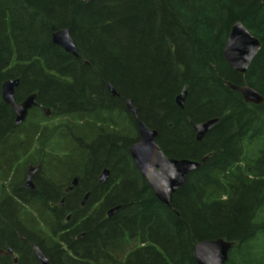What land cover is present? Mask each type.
Returning a JSON list of instances; mask_svg holds the SVG:
<instances>
[{
    "label": "trees",
    "instance_id": "obj_1",
    "mask_svg": "<svg viewBox=\"0 0 264 264\" xmlns=\"http://www.w3.org/2000/svg\"><path fill=\"white\" fill-rule=\"evenodd\" d=\"M238 21L262 43L245 76L224 57ZM65 28L79 57L52 42ZM16 78L17 101L35 93L51 118L36 108L16 124L1 97ZM227 82L264 96L260 0H0V249L18 259L0 264H40L35 246L52 264H198L194 246L218 238L233 242L225 264H264V103ZM126 98L168 157H207L172 206L130 154L140 135ZM215 118L199 141L193 124ZM31 165L41 166L35 190L23 187ZM68 214L85 233L73 243Z\"/></svg>",
    "mask_w": 264,
    "mask_h": 264
},
{
    "label": "water",
    "instance_id": "obj_2",
    "mask_svg": "<svg viewBox=\"0 0 264 264\" xmlns=\"http://www.w3.org/2000/svg\"><path fill=\"white\" fill-rule=\"evenodd\" d=\"M52 42L60 46L66 52L79 57V52L71 36L70 29H60L52 34ZM262 47L260 40L254 36L242 22H237L231 29L224 49V57L229 66L236 72L246 75L254 58ZM20 79L6 80L1 87L2 100L11 105L16 116V124L23 123L29 111L37 105V95L31 94L22 101H17V90L20 86ZM227 85L238 91L245 101L254 104L264 103V96L256 89L247 84L236 85L227 82ZM108 87L114 96L118 95L117 90L112 84ZM188 95V87H184L182 92L177 96L176 102L184 108L185 100ZM128 110L136 119L140 141L130 146V154L142 176L148 182L149 186L155 193V196L167 206H172L173 195L186 182L190 173L197 170L207 160V157L201 161L191 159H176L165 155L162 148L158 145L156 138L157 130L149 128L146 123L140 120L138 110L134 106L133 101L129 98L125 99ZM47 114H50L47 111ZM219 119H210L205 122L194 124L197 139L201 141L204 136L217 124ZM40 166H31L27 173L25 188L35 190L36 186L33 177ZM110 171L105 169L100 176V183L103 184L109 178ZM77 185V179H74L73 186ZM70 189H73L71 187ZM89 194L84 198L82 205H85ZM64 200H62V204ZM118 206L109 213L112 215ZM233 247V242L218 238L213 240H205L198 242L194 246V258L198 264H225L229 257V252ZM2 252V251H1ZM36 256L40 264H51L50 259L45 256L39 247H35ZM3 253V252H2ZM7 253L13 254L11 248Z\"/></svg>",
    "mask_w": 264,
    "mask_h": 264
},
{
    "label": "flooded vegetation",
    "instance_id": "obj_3",
    "mask_svg": "<svg viewBox=\"0 0 264 264\" xmlns=\"http://www.w3.org/2000/svg\"><path fill=\"white\" fill-rule=\"evenodd\" d=\"M260 2H264V0H260ZM238 22H242V21H238ZM237 23V22H236ZM243 23V22H242ZM243 25L245 26V27H247L244 23H243ZM234 26V25H233ZM248 28V27H247ZM248 30L254 35V36H256L249 28H248ZM231 32V31H230ZM257 37V36H256ZM258 38V37H257ZM259 39V38H258ZM260 40V39H259ZM260 42H261V40H260ZM262 44V43H261ZM262 48V47H261ZM261 50V49H260ZM37 100V105L35 106V107H33L32 109H39V111L40 112H44L45 113V115L47 116V117H49V118H51L52 117V112L50 111V109L49 108H47V107H45L43 104H41V103H39L38 102V99H36ZM32 109L29 111V113L32 111ZM47 111H49L50 112V114H47ZM29 115V114H28ZM28 117V116H27ZM27 119V118H26ZM15 122H16V116H15ZM22 124V123H21ZM51 124V123H50ZM194 124H196V123H194ZM194 124H193V127H194ZM160 146V145H159ZM163 150V149H162ZM164 152V151H163ZM166 155V154H165ZM167 156V155H166ZM171 158V157H170ZM177 159V158H176ZM181 159H184V158H181ZM31 166H33V165H31ZM31 166H29V168L31 167ZM36 166H40V165H36ZM41 167V166H40ZM40 167H39V169H40ZM29 168H28V170H27V173H28V171H29ZM39 169H38V171H39ZM105 170V169H104ZM37 171V172H38ZM36 172V173H37ZM36 175V174H35ZM34 175V176H35ZM142 175V174H141ZM110 176V175H109ZM26 177H27V175H26ZM143 177V176H142ZM99 180H100V178H99ZM33 181H34V177H33ZM73 182H74V180H73ZM77 182H78V180H77ZM25 183H26V180H25V182H24V188H25ZM35 183V182H34ZM35 186H36V184H35ZM26 189V188H25ZM27 190H29V189H27ZM64 204V203H63ZM63 204H62V202H61V206H63ZM83 206V205H82ZM114 208H116V207H114ZM114 208H112V209H114ZM112 209H110L109 211H108V215L109 216H112V215H110V211L112 210ZM71 218H72V214H68V215H66L65 216V220H66V229L62 232V235L63 236H68V240L70 241V242H76L77 240H79V239H81V238H83L84 237V235H85V233L84 232H81V233H79V231H76L75 232V228H74V225H70L71 223H70V221H71ZM68 240H67V242H68ZM66 241H62L61 242V244H63V250H65L68 254H72V251L69 249V243H67ZM35 247H37V246H35ZM9 249V248H8ZM8 249L7 250H3V249H0V254H2V255H10V256H12L13 258H14V261L15 262H17V257H15V253H14V251H13V254H10V253H7V251H8ZM13 250V249H12ZM3 253H2V252ZM50 259V263L52 264V259L51 258H49Z\"/></svg>",
    "mask_w": 264,
    "mask_h": 264
},
{
    "label": "rangeland",
    "instance_id": "obj_4",
    "mask_svg": "<svg viewBox=\"0 0 264 264\" xmlns=\"http://www.w3.org/2000/svg\"><path fill=\"white\" fill-rule=\"evenodd\" d=\"M58 121L59 120H57V119L56 120H53V123H51V126H53L54 123H58ZM59 145H60L61 148L62 147H65L64 146V143H60ZM63 162H65V167L67 168V166H69L70 162H72V161H63Z\"/></svg>",
    "mask_w": 264,
    "mask_h": 264
},
{
    "label": "bare ground",
    "instance_id": "obj_5",
    "mask_svg": "<svg viewBox=\"0 0 264 264\" xmlns=\"http://www.w3.org/2000/svg\"><path fill=\"white\" fill-rule=\"evenodd\" d=\"M215 119H218V118H215ZM203 160V159H202Z\"/></svg>",
    "mask_w": 264,
    "mask_h": 264
}]
</instances>
